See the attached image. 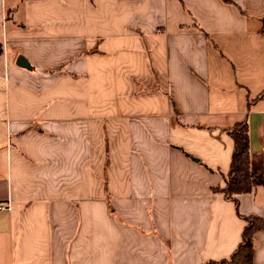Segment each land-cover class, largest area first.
<instances>
[{"label": "crops", "instance_id": "crops-1", "mask_svg": "<svg viewBox=\"0 0 264 264\" xmlns=\"http://www.w3.org/2000/svg\"><path fill=\"white\" fill-rule=\"evenodd\" d=\"M0 42V264L231 257L213 188L246 117L264 177V0H0ZM238 200L264 219V186Z\"/></svg>", "mask_w": 264, "mask_h": 264}, {"label": "trees", "instance_id": "trees-1", "mask_svg": "<svg viewBox=\"0 0 264 264\" xmlns=\"http://www.w3.org/2000/svg\"><path fill=\"white\" fill-rule=\"evenodd\" d=\"M228 1V0H226ZM4 48L0 42V53ZM263 95L260 94L258 98ZM228 134L234 142L232 151V160L225 177L223 187H214L213 191L219 193L228 200L235 203L238 216L246 221L243 229L242 240L239 247L233 252L230 258L226 260H211L203 264H253V255L255 251L254 236L258 231H264V219L260 216H246L239 213L238 196L240 194L251 193L256 185L264 186V177L257 175L251 170L249 127L247 117L238 121Z\"/></svg>", "mask_w": 264, "mask_h": 264}, {"label": "water", "instance_id": "water-1", "mask_svg": "<svg viewBox=\"0 0 264 264\" xmlns=\"http://www.w3.org/2000/svg\"><path fill=\"white\" fill-rule=\"evenodd\" d=\"M16 64L22 68L25 69H31L30 63L27 59H25L23 56L19 55L16 58Z\"/></svg>", "mask_w": 264, "mask_h": 264}, {"label": "built area", "instance_id": "built-area-1", "mask_svg": "<svg viewBox=\"0 0 264 264\" xmlns=\"http://www.w3.org/2000/svg\"><path fill=\"white\" fill-rule=\"evenodd\" d=\"M8 208V205L7 204H5V203H0V212L2 211V210H5V209H7Z\"/></svg>", "mask_w": 264, "mask_h": 264}]
</instances>
